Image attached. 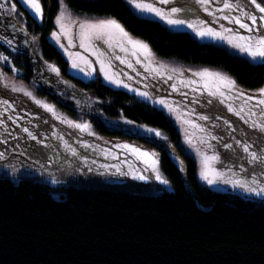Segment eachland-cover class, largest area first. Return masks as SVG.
Wrapping results in <instances>:
<instances>
[{
    "label": "trees",
    "instance_id": "trees-1",
    "mask_svg": "<svg viewBox=\"0 0 264 264\" xmlns=\"http://www.w3.org/2000/svg\"><path fill=\"white\" fill-rule=\"evenodd\" d=\"M63 2L80 14L116 19L160 58L221 70L245 89L264 87V63H249L224 47L138 17L122 0ZM13 3L14 14L0 12V36L18 41L15 52L0 46L12 61L0 63L4 70L32 81L41 92L46 87L66 92L77 104L68 110L73 114L94 100L90 120L97 133L137 136V143L155 149L171 190L54 188L34 179L0 177V264H264V203L199 184L194 160L184 153L175 125L161 110L99 79L85 82L67 75L65 60L45 40L56 0H41L42 23L16 0H0L8 8ZM10 16L24 32L14 31L13 23L8 30L3 18ZM45 62L58 68L59 75ZM56 191L58 198L52 196Z\"/></svg>",
    "mask_w": 264,
    "mask_h": 264
},
{
    "label": "rangeland",
    "instance_id": "rangeland-1",
    "mask_svg": "<svg viewBox=\"0 0 264 264\" xmlns=\"http://www.w3.org/2000/svg\"><path fill=\"white\" fill-rule=\"evenodd\" d=\"M16 1L37 22L42 23L43 18L41 20L36 19L33 16V13L23 3H21L20 0ZM122 1L128 6L130 11L138 17L157 21L171 31L186 32L191 35L192 38L197 39L201 43H209L219 47H224L229 53L241 57L247 60L249 63H264L259 60L252 61L251 58L247 57L246 54H241L238 50L231 49L225 41L219 39L213 40L211 37H197L195 33L187 27L186 24L180 26H169L158 17H155L153 14L138 12L131 5H129L126 0ZM56 2L57 11L53 15L52 25L45 35V40L49 43H52L61 54L63 60H65V69L67 75L78 78L85 82L99 79L103 85L124 91L136 99L150 105L151 107L153 106L161 110L175 125L180 135L181 145L184 152L194 160L196 165L195 177L199 184L207 187L213 192H229L245 199L264 203V200H261V198L245 194L240 189H234L230 185L222 183L208 185L205 181L200 179L199 173L201 170V156L198 155V152H203L208 155H211L213 151L218 152L221 156V159L225 160L229 166L232 167H235L238 164H243L246 168L250 166H248L246 162L237 161L235 157L229 158L228 152H226L222 147L217 146L211 150L205 148L202 144H200L199 141L201 137L207 139V136L203 132L194 129L191 125L184 122L187 119H191L199 124L207 125V127L211 129L214 134L224 136L226 140L229 136V133L225 131L226 126L223 125L224 119H228L236 128L237 131L235 135L237 138H241V129L249 134H254V130L248 129L247 125H245L238 116L228 112L227 105L233 104L236 108L241 107L243 100L247 99L248 96H256L257 90L260 88L253 90L245 89L235 83L236 90L230 94L226 93V102L224 104H221L220 98L216 97L213 99V103L208 105L207 100L209 97L207 92L194 91V89L202 88L203 84L199 83L194 85L189 83L191 80H200V77L193 76V73L208 70L210 72L220 73L231 78L225 72L206 66L199 67L184 64L176 59L160 58L154 55L149 47L148 49L150 50V54L145 57L143 54L137 55L136 50H134L131 45L127 46L126 51H121L119 44L114 43L113 48L115 51L113 52L111 49H108V46L103 42L93 41V44L99 47L101 51H106V55L103 57V59L105 61L106 70L109 72V74L115 76V78L121 79L124 83L129 84L132 90L130 91L129 89L124 88L122 85L117 86L112 84L104 79V75L100 71V65L95 63L97 57L93 55L91 48L89 51H85L79 46L78 39L75 40L71 47L61 48L51 38L50 34L52 31H59L54 22V18L58 13L59 8L58 0H56ZM180 2L191 3V0H180ZM257 2H260V0H257ZM64 6V11L66 14H70L71 19L76 20L77 22L83 20L96 21L110 18L80 14L67 7L65 3ZM157 6L167 7L166 5ZM215 6L216 0L213 2V7ZM192 7L195 8V5L193 4ZM197 16L199 19L204 20L208 26L217 29H219L220 24H224L226 27L238 29L237 25H229L223 20L219 21L217 24H212V17L199 10L182 14L180 18H187L195 21ZM3 20H5L8 24V30L10 29L12 23L13 26L20 28L16 24H20V22L16 21L15 18H12L11 16L4 17ZM71 27L72 33L74 35L78 29L76 25H72ZM238 30L242 33L244 32L243 29ZM18 32L20 33V31ZM128 34L131 39L146 44L144 41L134 37L130 33ZM13 37L14 36H11V39H13ZM13 43L18 46V41L16 42V39L13 40ZM62 43L67 45L68 42L67 40L62 39ZM23 46L24 43H22V47ZM24 49L26 50V48ZM66 52L80 53L82 57L87 58L89 64H91L90 68L88 64H85L83 61L73 56V59L77 60L79 63L80 68H84L85 72L91 71L92 76H86L85 72H81L79 68L73 69L69 62V56L66 54ZM116 56H119L125 62L121 63L120 59H116ZM138 60L141 62L138 63ZM129 64H131V67H129ZM150 69H157L160 73H162V75H157L155 71H150ZM0 72L5 74L4 79L0 80V100H8L12 105L11 108H8L6 105L0 104V120L3 121V124H0V152L4 153L5 156L4 159H0V176H7L15 181L22 178H29L38 182H42L48 186L61 188L90 186L124 189L132 192L153 188L164 191L171 190V184L160 168L158 155L155 149L137 143V138H110L101 136L97 133L92 121L90 120V113H94L96 110L93 107L95 106L93 103L94 100H87L86 109L84 111H77L76 114H73L69 111L74 109L77 104L72 102L70 98L65 95L66 92H62V94H56L54 90L46 87L47 83L45 84L46 91L41 92L39 87H37L32 81H26L24 79L17 78L6 72L2 67V64H0ZM169 76L172 77L171 80H169ZM5 85H7V87ZM12 85H15L16 87H23L26 90L31 91L35 98L53 105L57 116L61 117L62 119L66 118L68 120L81 123L87 121L91 126L90 132L92 134L89 135L88 132L81 133L79 130L69 127L66 123H61L59 119H55L50 113L37 106L32 99L25 96L22 92L11 91L10 89ZM173 85H175V88H173ZM40 88L42 89L43 85ZM137 90L141 92H148L152 99H146L137 95ZM240 92H243L244 96L240 99H237ZM50 94H52L57 103L55 100L54 102L50 100ZM228 96H231V99H228ZM87 98H89V96H87ZM157 98H163L170 105H179L180 107H177L175 112H170L168 109L164 108L163 105L153 103V100ZM194 98L199 99L200 103L193 104L192 100ZM249 103L255 104L256 100L253 99L249 101ZM192 109H195V112H192ZM85 112L88 118L85 117ZM188 113L191 114L189 115ZM196 113L209 115L212 119H215L217 116L221 117V119L217 121L219 127L213 128V126L208 124L207 121L199 120ZM9 117H11V119H9ZM177 117L180 118L177 119ZM24 128H27L34 135H36L38 140L43 141V144H37L35 140L28 138L27 133L23 131ZM54 132L57 135H62L64 140L72 148L76 149L77 156H72L63 149L60 141L53 137ZM186 137H190L195 142H187ZM81 142H83V144ZM209 143L216 145V141L210 140ZM117 144H120L121 146L128 144L150 154L155 153L154 158L156 160V169L158 170L161 177L166 179L168 183L165 185L156 180L151 165L145 163L146 158L139 157L137 154L133 153L130 148H117ZM44 145H47V147H44ZM214 166L218 169L223 167L219 161L216 162ZM117 167H119L124 173H127V175H120L119 173H116ZM78 168L80 171H77ZM13 169H15V172ZM89 169H91V171H89ZM134 172H139L140 174L149 177V179L143 181L134 179L132 175ZM101 173L104 174L101 175ZM112 173L116 174L112 175ZM53 181H55V183ZM52 196L58 198L59 191L53 192Z\"/></svg>",
    "mask_w": 264,
    "mask_h": 264
},
{
    "label": "snow or ice",
    "instance_id": "snow-or-ice-1",
    "mask_svg": "<svg viewBox=\"0 0 264 264\" xmlns=\"http://www.w3.org/2000/svg\"><path fill=\"white\" fill-rule=\"evenodd\" d=\"M20 2L33 13V16L36 19L41 20L43 18V8L40 0H20ZM126 2L138 12L153 14L169 26L186 24L197 37H211L213 40L219 39L225 41L231 49H236L239 53L246 54L252 61L259 60L264 62V0H260V2H257V0H216L215 7H213L214 0H191V3H181L180 0H126ZM58 4V13L54 18V22L59 31H52L50 34L55 43L61 48H69L74 44L75 40L78 39L79 46L85 51H89L90 48L92 49L93 55L97 57L95 63L100 65V71L103 73L106 81L117 86L122 85L124 88L131 91L132 89L129 84L124 83L121 79L115 78V76L109 74L106 70L105 61L103 59L106 55V51H101L99 47L93 44V41L103 42L108 46V49H111L113 52L115 51L113 48L114 43L119 44L121 51H126L127 46L131 45L132 48L136 50L137 55L143 54L145 57L150 54L148 46L143 42L131 39L123 26L115 19L108 18L96 21L83 20L77 22L76 20H72L70 14H66L64 11L65 6L63 0H58ZM193 4L195 5V8L192 7ZM157 5H166L167 7ZM15 9V3L11 5V8L6 7L5 4H0V12L9 15L14 14ZM198 10L203 11L208 16L212 17V24H217L219 21L223 20L229 25H237L238 29H243L244 32H240L237 28L226 27L224 24H220L219 29L208 26L205 21L199 19L198 16L195 21L192 19L180 18L182 14ZM72 25H76L78 29L74 35L72 33ZM12 27L14 28V31H25L23 25H21L19 29H15V26ZM32 39L35 40L36 37L33 36ZM62 39L67 40V45L62 43ZM13 40L14 37L13 39H9L7 36H0V46L7 45L15 52L17 49L14 46ZM66 54L69 56V62L73 69L79 68L81 72H85V69L80 68L79 63L77 60L73 59V56L83 61L85 64H88L89 68L91 67L87 58L82 57L80 53L66 52ZM116 59H120L121 63L125 62L119 56H116ZM137 62L139 63L141 61L138 60ZM0 63L11 65L12 61L7 55H5V53L0 52ZM45 64L50 72L55 73L57 76L59 75L58 68L48 62H45ZM129 67H131V64H129ZM11 71L16 73L18 69L12 67ZM150 71H155L157 75H162L157 69H150ZM85 75L90 77L92 76V72L87 71L85 72ZM193 76L200 77V80H191L189 83L194 85L199 83L203 84L202 88L194 89V91H206L209 97L207 100L208 105H211L213 99L216 97H219L220 103L224 104L226 102V93L230 94L236 90L235 81L220 73L203 70L193 73ZM4 77L5 74L0 72V80L4 79ZM171 79L172 77L169 76V80ZM5 86L7 87V85ZM173 88H175V85H173ZM10 90L13 92H22L25 96L32 99L37 106L50 113L55 119H59L61 123H66L69 127L77 129L81 133L88 132L89 135L92 134L90 132L91 126L87 121L81 123L66 118L62 119L57 116L53 105L35 98L31 91L26 90L23 87L12 85ZM137 95L146 99H152L146 91L141 92L137 90ZM243 96L244 93L240 92L237 99H240ZM227 98L231 99V96H228ZM253 99L256 100V103L250 104L249 101ZM153 103L163 105V107L170 112H175L176 108L180 107L179 105H170L163 98H157L153 100ZM192 103L198 104L200 103V100L194 98ZM0 104L6 105L8 108L12 107L8 100H0ZM227 110L238 116L244 124L247 125L248 129L254 130V134H249L241 129V138H237L235 135L237 131L236 128L228 119H224L223 125L226 126L225 131L229 133L226 140L224 136L214 134L207 125L199 124L191 119H187L184 122L191 125L194 129L203 132L207 136V139L201 137L199 141L205 148L211 150L217 146L222 147L228 152L229 158L235 157L237 161L246 162L250 167L246 168L243 164H238L235 167L229 166L225 160L221 159L220 154L215 151H213L211 155L198 152V155L201 156L200 179L205 181L208 185H213L215 183L230 185L234 189H240L245 194L264 200V87L257 90L256 96H248L247 99H244L241 107L236 108L233 104H228ZM192 112H195V109H192ZM188 114L190 115L191 113ZM196 115L199 120L207 121L208 124L213 126V128L219 127L217 121H219L221 117L217 116L215 119H212L209 115L200 113H196ZM179 118L180 117H177V119ZM9 119H11V117H9ZM127 123L131 122L129 121ZM0 124H3L2 120H0ZM23 131L27 133L28 138L35 140L37 144H43V141L38 140L37 136L27 128H24ZM148 131L151 132L152 130L149 129ZM156 135L160 136V133L157 131ZM53 137L60 141L63 149L70 155L77 156L76 149L72 148L64 140L62 135H57L54 132ZM210 140L216 141V145L209 143ZM186 141L189 143L195 142L190 137H186ZM81 143L83 144V142ZM44 147H47V145H44ZM116 147H123L125 149L130 148L131 151L139 157L146 158L145 163L151 165L156 180L165 185L168 183L166 179L161 177L156 169V160L154 158L155 153L150 154L128 144L122 146L117 144ZM4 158V153L0 152V159ZM218 161L223 165L220 169L214 166ZM13 171L15 172V169H13ZM77 171H80V169L78 168ZM89 171H91V169H89ZM116 173L127 175V173H124L119 167L116 168ZM116 173H112V175H115ZM103 174L104 173H101V175ZM132 175L134 179L142 181L149 179V177L142 175L139 172H134ZM53 182L55 183V181Z\"/></svg>",
    "mask_w": 264,
    "mask_h": 264
},
{
    "label": "bare ground",
    "instance_id": "bare-ground-1",
    "mask_svg": "<svg viewBox=\"0 0 264 264\" xmlns=\"http://www.w3.org/2000/svg\"><path fill=\"white\" fill-rule=\"evenodd\" d=\"M155 190H158L157 188H154Z\"/></svg>",
    "mask_w": 264,
    "mask_h": 264
},
{
    "label": "water",
    "instance_id": "water-1",
    "mask_svg": "<svg viewBox=\"0 0 264 264\" xmlns=\"http://www.w3.org/2000/svg\"><path fill=\"white\" fill-rule=\"evenodd\" d=\"M134 137H136V138H137V136H134Z\"/></svg>",
    "mask_w": 264,
    "mask_h": 264
}]
</instances>
